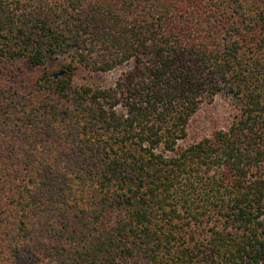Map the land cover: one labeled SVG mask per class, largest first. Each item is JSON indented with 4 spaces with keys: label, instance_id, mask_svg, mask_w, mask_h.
<instances>
[{
    "label": "trees",
    "instance_id": "obj_1",
    "mask_svg": "<svg viewBox=\"0 0 264 264\" xmlns=\"http://www.w3.org/2000/svg\"><path fill=\"white\" fill-rule=\"evenodd\" d=\"M0 264H264V0H0Z\"/></svg>",
    "mask_w": 264,
    "mask_h": 264
},
{
    "label": "rangeland",
    "instance_id": "obj_2",
    "mask_svg": "<svg viewBox=\"0 0 264 264\" xmlns=\"http://www.w3.org/2000/svg\"><path fill=\"white\" fill-rule=\"evenodd\" d=\"M15 66L18 71L16 77H12L14 85L19 88L21 93L27 92L34 86L36 79L44 73V66H32L24 60L16 62ZM49 70L57 72L59 66L56 63L48 64ZM118 75V71L96 74L94 72L81 69L75 78L76 84L89 83L94 85H111ZM10 84V81H9ZM229 100L225 94H220L216 97L213 103L205 104L194 116L189 129V139H195L209 136L215 128L223 127L228 118Z\"/></svg>",
    "mask_w": 264,
    "mask_h": 264
},
{
    "label": "water",
    "instance_id": "obj_3",
    "mask_svg": "<svg viewBox=\"0 0 264 264\" xmlns=\"http://www.w3.org/2000/svg\"><path fill=\"white\" fill-rule=\"evenodd\" d=\"M60 75H62V72H55V73L53 74L54 77H58V76H60Z\"/></svg>",
    "mask_w": 264,
    "mask_h": 264
}]
</instances>
